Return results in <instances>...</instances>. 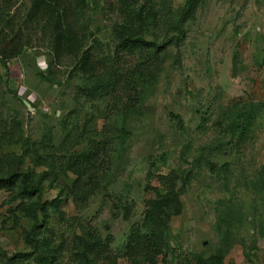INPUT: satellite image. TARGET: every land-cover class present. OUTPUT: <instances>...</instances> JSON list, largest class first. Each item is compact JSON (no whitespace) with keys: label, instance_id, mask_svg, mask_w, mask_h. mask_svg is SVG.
Listing matches in <instances>:
<instances>
[{"label":"rangeland","instance_id":"obj_1","mask_svg":"<svg viewBox=\"0 0 264 264\" xmlns=\"http://www.w3.org/2000/svg\"><path fill=\"white\" fill-rule=\"evenodd\" d=\"M35 2L0 0V264H264V0H78L85 62Z\"/></svg>","mask_w":264,"mask_h":264},{"label":"trees","instance_id":"obj_2","mask_svg":"<svg viewBox=\"0 0 264 264\" xmlns=\"http://www.w3.org/2000/svg\"><path fill=\"white\" fill-rule=\"evenodd\" d=\"M78 0H36L35 10H43L55 15L54 22L52 23L55 38L53 46L54 56H58L60 53L65 52L72 56L80 55L82 51V45L76 34V31L71 32L70 25L67 24L69 17L73 14V11L77 5ZM75 5V6H74ZM61 10V11H60ZM7 11H0V19L5 22L7 17ZM2 30V29H1ZM1 34V33H0ZM18 39L11 37L7 41L0 42V56L5 60H12L17 57L19 54ZM145 41L141 37H136L134 40H123L118 46L117 49L119 52L123 53H137L140 51H147V47L144 48ZM83 53V54H82ZM82 58L84 62L87 61L90 56L88 50L82 52ZM158 55V52L153 53L151 58L154 59ZM8 68V67H7ZM42 78L46 77L42 74ZM250 108V109H248ZM255 111L251 107L247 108H237L229 113L227 126L229 127L230 132L233 135H238V138L241 139L246 133V120L251 115V112ZM256 113V112H255ZM174 118L177 119V116ZM240 121L243 122V125H240ZM98 158V155H89V157L81 158L82 162H92ZM208 168L211 172L223 171L225 170V165L220 168H216L212 163H208Z\"/></svg>","mask_w":264,"mask_h":264},{"label":"water","instance_id":"obj_3","mask_svg":"<svg viewBox=\"0 0 264 264\" xmlns=\"http://www.w3.org/2000/svg\"><path fill=\"white\" fill-rule=\"evenodd\" d=\"M25 106L29 109V104L27 102H24Z\"/></svg>","mask_w":264,"mask_h":264}]
</instances>
